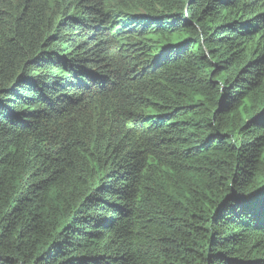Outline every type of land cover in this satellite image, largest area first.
<instances>
[{
  "label": "trees",
  "instance_id": "obj_1",
  "mask_svg": "<svg viewBox=\"0 0 264 264\" xmlns=\"http://www.w3.org/2000/svg\"><path fill=\"white\" fill-rule=\"evenodd\" d=\"M0 264H264V0H0Z\"/></svg>",
  "mask_w": 264,
  "mask_h": 264
}]
</instances>
